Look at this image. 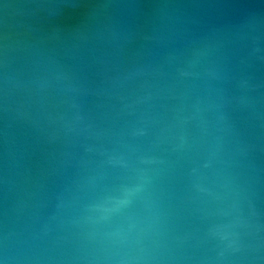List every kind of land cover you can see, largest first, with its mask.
<instances>
[{"label": "water", "instance_id": "obj_1", "mask_svg": "<svg viewBox=\"0 0 264 264\" xmlns=\"http://www.w3.org/2000/svg\"><path fill=\"white\" fill-rule=\"evenodd\" d=\"M0 264H264V0H0Z\"/></svg>", "mask_w": 264, "mask_h": 264}]
</instances>
